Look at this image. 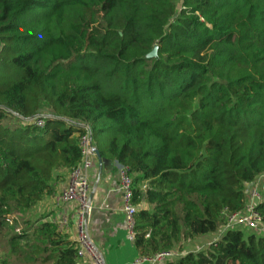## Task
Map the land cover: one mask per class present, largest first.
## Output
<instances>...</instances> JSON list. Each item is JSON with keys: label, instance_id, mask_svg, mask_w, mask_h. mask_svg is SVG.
Listing matches in <instances>:
<instances>
[{"label": "trees", "instance_id": "1", "mask_svg": "<svg viewBox=\"0 0 264 264\" xmlns=\"http://www.w3.org/2000/svg\"><path fill=\"white\" fill-rule=\"evenodd\" d=\"M86 129L132 178L139 259L216 234L264 175V0H0V264H78L31 215ZM165 264H264V235Z\"/></svg>", "mask_w": 264, "mask_h": 264}, {"label": "crops", "instance_id": "2", "mask_svg": "<svg viewBox=\"0 0 264 264\" xmlns=\"http://www.w3.org/2000/svg\"><path fill=\"white\" fill-rule=\"evenodd\" d=\"M103 160L101 170L98 161L93 160L94 164L86 173L89 187L84 226L89 240L101 253L105 264H135L138 254L133 241L127 237L118 172L113 166L114 162ZM66 184L67 177L58 181L56 193L52 197L44 198L37 204L34 211L41 216H48L47 220L53 223H57L62 216H66L68 224L61 231L67 233L74 241L78 220L77 204L57 201L58 194ZM206 238L211 239L210 235H207L194 243L203 242ZM210 239L206 240L207 246L213 242ZM78 264H88V259H79Z\"/></svg>", "mask_w": 264, "mask_h": 264}, {"label": "built area", "instance_id": "3", "mask_svg": "<svg viewBox=\"0 0 264 264\" xmlns=\"http://www.w3.org/2000/svg\"><path fill=\"white\" fill-rule=\"evenodd\" d=\"M38 126H43L41 119L36 120ZM79 144L82 152V159L79 166L74 169L67 178L66 186L60 191L57 196L58 202L77 204V226H76V247L77 256L79 259L87 258L88 264H105L101 253H99L95 246L91 243L88 233L84 226V219L86 217L87 192L88 182L86 173L92 167L93 160H97L96 149L92 143L90 133L86 129L85 134L80 138ZM113 166L118 172L119 176V190L122 198V212L125 217V224L127 230V237L133 240V215L135 213V206L132 204V178L128 169L114 162ZM246 204L242 212L228 213L223 211L221 216L224 219V225L221 227L219 235L221 236L226 230L244 227L257 234L264 235V222L261 214L256 210V206L260 202H264V175L259 176L255 182L248 185L245 190ZM59 230L67 227L68 219L62 216L57 223H55ZM220 236L218 238H220ZM183 254H176L173 251H163L153 255L150 258L137 259L135 264H165L168 261L177 259Z\"/></svg>", "mask_w": 264, "mask_h": 264}, {"label": "rangeland", "instance_id": "4", "mask_svg": "<svg viewBox=\"0 0 264 264\" xmlns=\"http://www.w3.org/2000/svg\"><path fill=\"white\" fill-rule=\"evenodd\" d=\"M35 210V209H34ZM33 210V213L31 215L32 218H36L37 216H39L40 214L36 213L35 211ZM238 230L242 231L244 235L247 236V234L251 233L252 231L251 230H248L244 227H238L237 228ZM220 230L221 228L218 230V232L215 234H213V237L210 235L211 239L210 238H206V240L210 239V241H215L218 239V237L220 236L219 233H220ZM204 240L203 242L202 241H198V243H194V242H189V243H183L182 244V251L181 250H178L177 248H175L173 250L174 253L176 254H183V253H187V252H195V251H201V250H204L206 247H207V241ZM194 245H196L194 247ZM0 256H1V252H0ZM13 264H14V261H12Z\"/></svg>", "mask_w": 264, "mask_h": 264}, {"label": "water", "instance_id": "5", "mask_svg": "<svg viewBox=\"0 0 264 264\" xmlns=\"http://www.w3.org/2000/svg\"><path fill=\"white\" fill-rule=\"evenodd\" d=\"M156 53H157V47H154L153 50L148 54V58L152 59L156 56ZM96 157H97V161H98V164H99V169L101 170L102 168V162L104 161L100 155L98 154V152L96 151Z\"/></svg>", "mask_w": 264, "mask_h": 264}]
</instances>
